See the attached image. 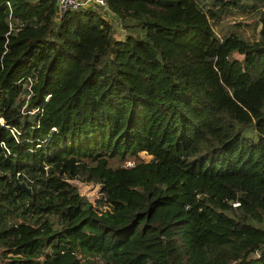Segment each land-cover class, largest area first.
Segmentation results:
<instances>
[{"label": "trees", "instance_id": "obj_1", "mask_svg": "<svg viewBox=\"0 0 264 264\" xmlns=\"http://www.w3.org/2000/svg\"><path fill=\"white\" fill-rule=\"evenodd\" d=\"M247 1L106 0L56 21V0H0L2 264H264V0ZM233 9L256 11V38L217 34Z\"/></svg>", "mask_w": 264, "mask_h": 264}, {"label": "rangeland", "instance_id": "obj_2", "mask_svg": "<svg viewBox=\"0 0 264 264\" xmlns=\"http://www.w3.org/2000/svg\"><path fill=\"white\" fill-rule=\"evenodd\" d=\"M211 2H213V0H198V3L203 7V8H207L211 5ZM248 3H253L255 2V0H248ZM257 5L259 7H262L263 4L261 1L256 2ZM255 10L252 11H244V10H237V9H233L231 10V12H222L220 13L219 19L217 21H215L213 24V27L215 29V31L217 32V34L222 35L224 33H227V31L229 30H233L235 32H237L238 34L242 35L243 37L247 38V39H254L257 37L258 34V28L253 27L251 24L254 21V15L255 14ZM107 16V15H106ZM108 19H111L109 16H107ZM113 24V20L111 21ZM124 24H129L127 22H123ZM122 29V30H121ZM126 28H120L119 30H117L115 28L116 37H123L126 33L127 30H125ZM151 159V155H148L145 152H140L138 154V157L136 158H130L126 161L120 162L117 161L116 159H111L110 162H112L114 165L117 164H122L125 166H132L135 163L139 162V161H149ZM75 187L76 190L83 195L90 203H92L94 210L96 209H105L106 206L100 204L97 205L96 203V199L98 197H101V193H100V185L98 184V182L96 181H85L84 180V174L83 173H79V175L76 177V179H73L70 181ZM3 187L0 186V193L2 192ZM7 199L4 198L3 195L0 194V204H6ZM11 216L14 218H11L7 221V224L10 225L12 223H14L16 221V217L18 216V213H16V216H14L13 214H11ZM15 220V221H14ZM54 223L60 222V219L58 218H53L52 219ZM0 264H2V261H0Z\"/></svg>", "mask_w": 264, "mask_h": 264}, {"label": "built area", "instance_id": "obj_3", "mask_svg": "<svg viewBox=\"0 0 264 264\" xmlns=\"http://www.w3.org/2000/svg\"><path fill=\"white\" fill-rule=\"evenodd\" d=\"M57 14L55 20L57 21L66 12L76 10L79 8L89 9L96 7L97 9L106 8V0H56ZM94 6V7H93ZM23 86L20 93L19 102L21 103V114L33 116L41 111L39 106H30L29 101L32 94L33 80L31 78H26L23 80ZM49 95L46 96L45 100H48ZM2 122V120L0 119ZM9 131L13 137L17 140L20 132L15 127H9ZM3 144V143H1ZM46 169V167H45ZM238 205L237 203L234 206Z\"/></svg>", "mask_w": 264, "mask_h": 264}, {"label": "water", "instance_id": "obj_4", "mask_svg": "<svg viewBox=\"0 0 264 264\" xmlns=\"http://www.w3.org/2000/svg\"><path fill=\"white\" fill-rule=\"evenodd\" d=\"M17 183L20 188L24 189L27 193H30V188H28L24 183Z\"/></svg>", "mask_w": 264, "mask_h": 264}]
</instances>
